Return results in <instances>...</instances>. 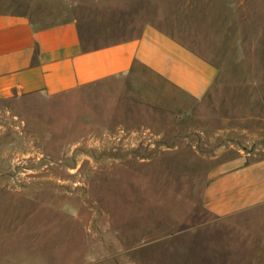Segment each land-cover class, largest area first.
Returning a JSON list of instances; mask_svg holds the SVG:
<instances>
[{
    "label": "rangeland",
    "instance_id": "obj_1",
    "mask_svg": "<svg viewBox=\"0 0 264 264\" xmlns=\"http://www.w3.org/2000/svg\"><path fill=\"white\" fill-rule=\"evenodd\" d=\"M0 11L75 20L102 44L154 22L218 70L205 96L176 105L158 102L166 86L145 70L0 99V264H264V194L222 213L210 193L240 163L264 186V0H0Z\"/></svg>",
    "mask_w": 264,
    "mask_h": 264
},
{
    "label": "crops",
    "instance_id": "obj_2",
    "mask_svg": "<svg viewBox=\"0 0 264 264\" xmlns=\"http://www.w3.org/2000/svg\"><path fill=\"white\" fill-rule=\"evenodd\" d=\"M139 70L164 82L158 102L173 105L179 104L178 95L205 96L218 75L213 62L154 22L138 35L102 44L88 38L75 20L37 26L25 15L0 11V99L70 92ZM239 166H223L225 173L219 172L222 177L210 191L217 194L219 212L257 202L264 194L263 181L249 179L258 169L255 163Z\"/></svg>",
    "mask_w": 264,
    "mask_h": 264
}]
</instances>
